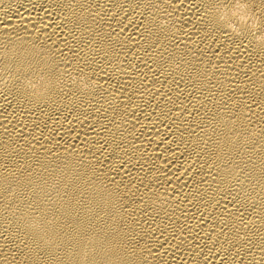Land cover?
I'll return each mask as SVG.
<instances>
[{"label": "bare ground", "instance_id": "6f19581e", "mask_svg": "<svg viewBox=\"0 0 264 264\" xmlns=\"http://www.w3.org/2000/svg\"><path fill=\"white\" fill-rule=\"evenodd\" d=\"M261 36L264 0H0V264H264Z\"/></svg>", "mask_w": 264, "mask_h": 264}, {"label": "clouds", "instance_id": "9594fccd", "mask_svg": "<svg viewBox=\"0 0 264 264\" xmlns=\"http://www.w3.org/2000/svg\"><path fill=\"white\" fill-rule=\"evenodd\" d=\"M244 7L247 8L248 6L244 5ZM247 19L251 20L254 25L258 22V17L254 12H249ZM260 38L264 39V36H261Z\"/></svg>", "mask_w": 264, "mask_h": 264}]
</instances>
